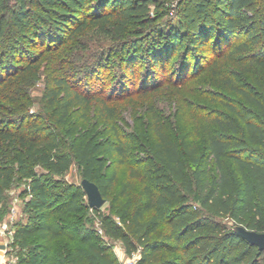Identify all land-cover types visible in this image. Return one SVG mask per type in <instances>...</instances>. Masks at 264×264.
Returning a JSON list of instances; mask_svg holds the SVG:
<instances>
[{
  "label": "trees",
  "instance_id": "obj_1",
  "mask_svg": "<svg viewBox=\"0 0 264 264\" xmlns=\"http://www.w3.org/2000/svg\"><path fill=\"white\" fill-rule=\"evenodd\" d=\"M181 3L184 15L171 24L160 22L163 0H0V196L16 176L29 180L31 215L15 228L29 249L24 264H121L93 213L128 256L138 254L135 264H261L264 251L233 227L264 232V0ZM66 36L74 43L64 48ZM239 55L251 85L217 71L218 58ZM173 60L177 83L210 61L236 99L206 91L225 111L177 135L161 108L145 129L121 126L124 111L138 119L127 103L158 93ZM108 63L119 68L111 93L84 88ZM75 116L87 128L64 131ZM72 157L109 214L89 206L82 185L54 180Z\"/></svg>",
  "mask_w": 264,
  "mask_h": 264
},
{
  "label": "rangeland",
  "instance_id": "obj_2",
  "mask_svg": "<svg viewBox=\"0 0 264 264\" xmlns=\"http://www.w3.org/2000/svg\"><path fill=\"white\" fill-rule=\"evenodd\" d=\"M199 1V0H198ZM164 2V15L161 18L160 22L170 21L171 24H176L179 22L180 17L184 15V6L181 3L182 0H163ZM152 14L155 16V11L152 9ZM188 13H192V10H189ZM163 28L165 27L162 25ZM128 35H125L122 38H118L112 41H109L111 44L118 43L122 39H126ZM67 38V36L65 37ZM238 38H244V36H239ZM74 38L66 39V48L68 45L73 44ZM37 45H32L31 50L37 52L39 49ZM118 53L114 54L113 57H118ZM248 61L241 58V55L237 57H226L224 59L218 58V64L216 66L217 71L223 72L233 70L236 72L237 80L242 84L251 85L254 79L248 73ZM177 65H175V60L167 68V81L163 84L158 93L153 94L150 99L147 98H137L131 102L127 103L128 105H135L137 108L136 116L138 119H133L132 116L128 115L127 111H124L122 114V119L119 120V124L125 128H129L128 124H131L136 121L137 126L143 127L145 129L146 121L149 119L151 114L156 110L163 109L167 111L166 115L174 123L171 124L172 133L176 135L182 131L192 129L194 125L197 124V120L201 117V124H203L204 119L208 117H214L219 114L220 111H223V107L218 102H213L210 98L205 95L206 91L213 92L214 96L218 97V94H223V98L228 101L236 99V97L229 91L223 90L220 84V77L215 78L212 70V63L209 61L203 66V70L198 73H191L190 76L181 83L174 80L170 75L171 72L176 70ZM142 69H140L141 71ZM119 74V68L113 64H105L96 69L92 74L84 77L83 85L86 88L87 84L93 83L95 86L100 87L101 89L94 90L95 92H103L105 94H110L111 90L117 85V76ZM83 76V75H82ZM260 78L264 80V73L259 74ZM213 78L216 80V83L213 84ZM140 74L137 77V85L139 86ZM246 85V86H248ZM43 88V80L37 84V89ZM89 88V87H88ZM41 96L40 91H33V97L39 98ZM212 96V95H211ZM220 96V95H219ZM136 98V97H135ZM124 105L125 108H128V105ZM30 110L32 112L39 110L38 103L31 105ZM225 111V110H224ZM136 117V118H137ZM134 120V121H133ZM86 123L78 119V116H75L71 124L65 128L64 131H67L68 128H77L78 130H85L87 128ZM146 131V130H145ZM70 137L66 136L65 139L67 143L66 146H69ZM137 154L142 155L143 151L137 150ZM37 170L40 173H49L48 170L37 167ZM124 169L121 171V176L124 175ZM54 180L64 181L74 185H81L83 179L82 172L79 169V166L74 157H72V164L70 168L63 175L53 176ZM137 190L140 189V184H137ZM29 188V180L21 179L20 176H16L11 187L0 196V222L5 223L10 220V216L15 214V228L17 224L26 222L30 217V210L27 209V201L30 196L27 193ZM102 212L104 214L110 213V202L108 201L103 207ZM93 213V212H92ZM95 219V226L98 229V232L101 236L104 237V241L108 244H111L114 247L115 252L118 254L120 250H125L122 241L113 239L107 235L102 229L101 217L98 214L93 213ZM103 230L101 233L100 231ZM0 243L2 245H7V250L9 255H15L18 260V264H24L21 260L25 254L29 253V249H24L19 245V241L14 237H0ZM0 254L4 257V250H0ZM138 257H135L137 260ZM134 259L133 256H128L125 253V256L122 257L121 264H127L129 261ZM261 264H264V259H262Z\"/></svg>",
  "mask_w": 264,
  "mask_h": 264
},
{
  "label": "water",
  "instance_id": "obj_3",
  "mask_svg": "<svg viewBox=\"0 0 264 264\" xmlns=\"http://www.w3.org/2000/svg\"><path fill=\"white\" fill-rule=\"evenodd\" d=\"M81 185L87 194L88 203L91 208H102L106 204L107 201L100 187L95 182L88 178H83ZM233 230L250 243L257 245L261 251H264V232L250 230L243 225H235ZM1 247L4 248L5 246Z\"/></svg>",
  "mask_w": 264,
  "mask_h": 264
},
{
  "label": "built area",
  "instance_id": "obj_4",
  "mask_svg": "<svg viewBox=\"0 0 264 264\" xmlns=\"http://www.w3.org/2000/svg\"><path fill=\"white\" fill-rule=\"evenodd\" d=\"M15 214L10 216V220L2 223L0 222V237H6L9 238L14 237L15 236ZM101 233L103 232V230L100 231ZM4 248L0 247V250H4V260L0 261V264H18V260L17 257L15 255H9L7 248V245H4ZM135 257H138V254H134V259H132L131 261H129L127 264H135L136 260Z\"/></svg>",
  "mask_w": 264,
  "mask_h": 264
},
{
  "label": "crops",
  "instance_id": "obj_5",
  "mask_svg": "<svg viewBox=\"0 0 264 264\" xmlns=\"http://www.w3.org/2000/svg\"><path fill=\"white\" fill-rule=\"evenodd\" d=\"M1 246H3L1 243H0V247ZM2 248V247H1ZM125 250H120V252L118 253V256H119V258H120V260L122 261V257H124L125 256ZM5 258L3 257V255L2 254H0V261L1 260H4Z\"/></svg>",
  "mask_w": 264,
  "mask_h": 264
}]
</instances>
